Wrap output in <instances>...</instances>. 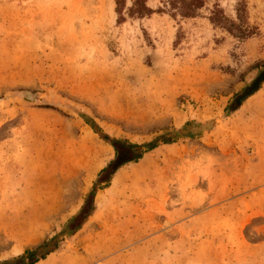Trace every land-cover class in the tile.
<instances>
[{"label":"rangeland","instance_id":"rangeland-1","mask_svg":"<svg viewBox=\"0 0 264 264\" xmlns=\"http://www.w3.org/2000/svg\"><path fill=\"white\" fill-rule=\"evenodd\" d=\"M238 1L0 0V264H264V79L237 103L264 71V0H244L248 38L210 19ZM102 133L158 146L101 189Z\"/></svg>","mask_w":264,"mask_h":264},{"label":"trees","instance_id":"trees-1","mask_svg":"<svg viewBox=\"0 0 264 264\" xmlns=\"http://www.w3.org/2000/svg\"><path fill=\"white\" fill-rule=\"evenodd\" d=\"M167 5L170 7V10L179 14L183 17H194L198 14L199 10L202 9L205 5V0H166ZM117 11L121 13V7L126 6V0H116ZM128 11L131 15H138L139 17H144L153 13V10L147 5V0H133L132 5L128 7ZM237 20H233L227 17L219 7V4L216 5L211 14V21L215 24H221L222 27L227 29L230 33L235 35L238 38H248L252 35V27L249 26L246 18V4L244 0H239L237 2ZM264 77V71L262 73ZM103 138L108 141L115 150V157L100 171L99 179L97 183H103L104 185L100 188H105L109 185L112 177L122 166L126 165L132 161H138L143 157V155L156 148L157 143H147L139 144L132 142L128 139L111 137L108 134L102 133ZM164 143H170L174 141L171 137H162L160 139ZM95 191H91L85 201V204L82 206L80 211L70 219L67 229L69 231H77L87 218L91 215L94 210V199ZM45 241L44 243H46ZM43 245V244H42ZM41 245V246H42ZM46 254H39L37 250L27 249L25 254L19 257L15 262L5 261L1 264H35L40 259H44ZM25 260H28L24 263Z\"/></svg>","mask_w":264,"mask_h":264},{"label":"water","instance_id":"water-1","mask_svg":"<svg viewBox=\"0 0 264 264\" xmlns=\"http://www.w3.org/2000/svg\"><path fill=\"white\" fill-rule=\"evenodd\" d=\"M264 77L260 76L258 79L254 82L253 86L250 88L249 92L241 97L238 98L237 103L241 104L249 95L254 93L260 86L261 81H263Z\"/></svg>","mask_w":264,"mask_h":264}]
</instances>
